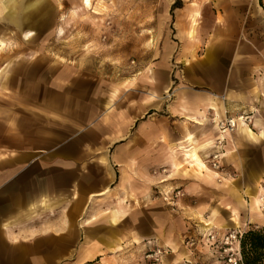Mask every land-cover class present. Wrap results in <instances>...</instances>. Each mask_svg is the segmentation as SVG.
Masks as SVG:
<instances>
[{
  "label": "crops",
  "instance_id": "crops-1",
  "mask_svg": "<svg viewBox=\"0 0 264 264\" xmlns=\"http://www.w3.org/2000/svg\"><path fill=\"white\" fill-rule=\"evenodd\" d=\"M173 3L175 33L160 40L144 78L123 81L114 98L108 78L47 56L17 55L10 70L0 66L8 76L0 89L10 90L0 97L2 113L10 106L0 117V264H141L149 250L182 246L215 226L203 219L220 211L224 188L191 173L171 177L174 158L163 137L175 142L187 129L199 136L202 126L188 116L254 114L264 102V0ZM155 90L165 98L151 101ZM235 138L227 137L226 152H236L229 149ZM234 153L224 162H234ZM162 163L164 171L153 173ZM175 188L186 196L171 210L158 194ZM45 197L52 209L29 218ZM116 208L125 214L114 222Z\"/></svg>",
  "mask_w": 264,
  "mask_h": 264
},
{
  "label": "rangeland",
  "instance_id": "rangeland-1",
  "mask_svg": "<svg viewBox=\"0 0 264 264\" xmlns=\"http://www.w3.org/2000/svg\"><path fill=\"white\" fill-rule=\"evenodd\" d=\"M173 1L92 0L91 7H83L81 0H50L48 13L29 20L22 29L8 22H0V39L5 42L0 50V66L4 67L16 59L17 55L38 56L37 59L47 56L48 60L54 58L65 64L75 65L87 75L97 76V79L108 78V86L112 90L120 87L123 81L130 84L138 76L144 78L157 53H154V49L158 50L164 35L175 33ZM176 2V5L179 4V0ZM60 27L64 28L62 36L58 35ZM27 29L36 32L30 41L25 40L23 35V31ZM6 74L4 69L0 79ZM9 93L10 90L6 88L0 89V97L7 98ZM5 105H2L5 112L0 111L1 118L8 114L7 107L10 106L7 103ZM257 109H261L264 122V102H258ZM250 126L255 132L259 131L258 126ZM234 134L236 147L229 149L236 150V158L234 162L227 159L225 170L219 173L217 182L221 184L224 178H230L237 187L236 192H243L253 186V175L264 170V139L251 142L237 132ZM164 150L167 148L163 149L162 161L167 160V152ZM163 164L165 163L160 165V170L153 169L152 172L164 171ZM169 168L168 164L165 165V174H169ZM262 185L264 186V181ZM180 189L186 196L183 188ZM168 191H162L158 195L172 210L164 199V194ZM234 194L221 189L218 194L221 213L227 214L225 204H231L238 212L239 225L247 223V231L264 235V220L252 219ZM55 208L48 213L55 212ZM48 221L51 224L49 216ZM250 250L248 246L249 258H255L256 254ZM140 263L150 264L145 259ZM255 263L264 264V256Z\"/></svg>",
  "mask_w": 264,
  "mask_h": 264
},
{
  "label": "bare ground",
  "instance_id": "bare-ground-1",
  "mask_svg": "<svg viewBox=\"0 0 264 264\" xmlns=\"http://www.w3.org/2000/svg\"><path fill=\"white\" fill-rule=\"evenodd\" d=\"M83 7H91L92 0H81ZM50 0H0V22L11 23L18 28L22 29L26 22L36 18L41 15L44 16L48 13ZM200 16L199 11H195L192 14V21L190 29L188 30V35L191 38H195L198 29V20ZM64 19V17H61ZM64 33V28L60 27L58 30V35L62 36ZM25 40H32L36 32L33 29H27L23 31ZM4 40L0 39V50L3 48ZM15 64L14 61L6 64V68L10 70ZM3 69H0V76ZM115 89L112 93V97L116 96L117 91ZM165 96L161 94L160 91H153L150 93L151 101L163 100ZM113 100V99H111ZM110 106H113V101L110 102ZM213 107L218 112V107L214 104ZM254 125L259 127V131L255 132L254 128L248 124L240 123L237 132L240 136H243L251 142H258L264 139V122L262 119L261 109H254ZM218 117L216 116V119ZM188 120L194 121L201 125L203 128L202 133L197 136L187 129L184 136L175 142H168L165 137L163 141L168 143L169 151L171 152L173 159L174 171L171 177L175 175H187L194 174L199 178L205 179L206 181L218 180L219 173L212 168H210L207 160L208 151L213 146V140L216 135V126L213 124L211 119H209L205 113H199L198 116H188ZM229 136H232L229 135ZM227 153L233 154L234 151L227 150ZM253 186L245 189L243 192H236L235 183L230 180V178H224L222 180L221 186L228 190L234 192L238 201L244 206L249 215L253 219L264 220V186L262 182L264 181V170L259 174L255 173L253 175ZM247 199H246V198ZM53 202L50 198L45 197L39 202H34L29 208V218L36 214L37 211L41 209H52ZM225 211L227 214H222L221 211L213 209L211 215L205 220L203 224L210 226L211 224L219 228L227 227H238L240 224L238 212L232 207L231 204H225ZM125 211L116 208L110 212L112 221L117 222L122 216H124ZM31 215V216H30ZM200 217L202 212H200ZM96 218L85 219V223L89 224ZM8 225V223H6ZM172 250V254L176 257L173 261L175 264L177 261L182 259L186 255L187 251L184 246H173L169 248ZM187 256V255H186Z\"/></svg>",
  "mask_w": 264,
  "mask_h": 264
},
{
  "label": "built area",
  "instance_id": "built-area-1",
  "mask_svg": "<svg viewBox=\"0 0 264 264\" xmlns=\"http://www.w3.org/2000/svg\"><path fill=\"white\" fill-rule=\"evenodd\" d=\"M211 121L216 126V135L208 164L213 170L222 173L225 170L227 137L237 132L240 123L253 125L255 117L251 112H240L234 116L226 113L222 118L212 117ZM164 195L167 204L172 210H175L178 206L177 201L185 193L180 188H175ZM246 231L245 227L241 226L233 228L213 226L197 236L188 235L182 242L188 254L176 264H245L242 254V239ZM200 246H205L207 251H200ZM168 254H172L171 249L156 247L146 252L144 259L150 264H164L163 257Z\"/></svg>",
  "mask_w": 264,
  "mask_h": 264
},
{
  "label": "trees",
  "instance_id": "trees-1",
  "mask_svg": "<svg viewBox=\"0 0 264 264\" xmlns=\"http://www.w3.org/2000/svg\"><path fill=\"white\" fill-rule=\"evenodd\" d=\"M175 6V5H174ZM250 247V251L256 254L255 258H249L247 248ZM264 235L260 232L246 231L242 239V254L245 264H256L260 258L264 256Z\"/></svg>",
  "mask_w": 264,
  "mask_h": 264
}]
</instances>
